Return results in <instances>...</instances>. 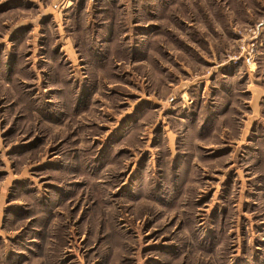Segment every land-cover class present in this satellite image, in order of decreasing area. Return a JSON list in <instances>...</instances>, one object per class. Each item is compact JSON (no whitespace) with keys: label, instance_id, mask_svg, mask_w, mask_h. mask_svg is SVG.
Segmentation results:
<instances>
[{"label":"rangeland","instance_id":"1","mask_svg":"<svg viewBox=\"0 0 264 264\" xmlns=\"http://www.w3.org/2000/svg\"><path fill=\"white\" fill-rule=\"evenodd\" d=\"M0 264H264V0H0Z\"/></svg>","mask_w":264,"mask_h":264},{"label":"built area","instance_id":"2","mask_svg":"<svg viewBox=\"0 0 264 264\" xmlns=\"http://www.w3.org/2000/svg\"><path fill=\"white\" fill-rule=\"evenodd\" d=\"M243 48H244V47H243ZM245 49H247V48H245ZM248 59H251V58L249 57Z\"/></svg>","mask_w":264,"mask_h":264}]
</instances>
